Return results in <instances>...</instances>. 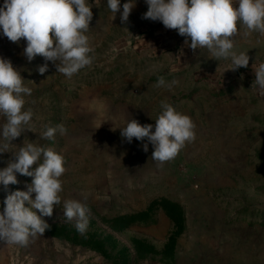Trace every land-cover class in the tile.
<instances>
[{"label": "rangeland", "instance_id": "374dc122", "mask_svg": "<svg viewBox=\"0 0 264 264\" xmlns=\"http://www.w3.org/2000/svg\"><path fill=\"white\" fill-rule=\"evenodd\" d=\"M89 3L92 63L71 80L42 56L29 62L23 38L0 36V57L31 89L25 108L33 112L31 128L0 153V168L15 162L24 141L52 148L65 167L61 203L42 217L49 228L24 245L0 242V249L15 261L33 250L40 264H264V96L252 69L264 62V34L234 35V50L246 52L249 65L228 81L230 61L143 19L144 0H135L123 23L107 0ZM45 63L48 71L38 74ZM172 80L179 83L169 90ZM162 101L191 119L194 138L161 164L151 159V144L143 151L146 138L128 143L119 128L129 119L154 126ZM58 124L63 135L41 138L45 126ZM17 180L0 186V210L7 194L31 183L19 174ZM67 199L88 208L83 234L64 218Z\"/></svg>", "mask_w": 264, "mask_h": 264}, {"label": "clouds", "instance_id": "9594fccd", "mask_svg": "<svg viewBox=\"0 0 264 264\" xmlns=\"http://www.w3.org/2000/svg\"><path fill=\"white\" fill-rule=\"evenodd\" d=\"M147 11L143 19L159 21L166 29H175L185 38V44L195 50L207 49L216 61H230L229 70L247 68L249 56L234 50L233 37L239 29L264 34V0H144ZM96 4L100 0H95ZM135 4L128 0H107V9L120 13L121 22H126ZM238 4V7H233ZM89 0H3L0 3V36L11 42L23 38L24 56L31 62L37 55L52 62L57 73L71 80L81 69L91 65L92 49L86 33L93 18ZM122 9V10H121ZM239 26V27H238ZM51 33V35H50ZM190 41V42H189ZM255 75L253 85L259 95L264 96V62L252 65ZM48 64L38 66L37 72L44 75ZM172 80L169 90L178 85ZM165 85L163 79L157 86ZM252 85V87H253ZM31 89L24 85L10 60L0 57V153L6 151L8 143L31 128L33 112L25 108V97ZM155 125H141L129 119L120 129V135L128 143L147 140L142 144L148 151L151 144V159L161 164L173 159L179 150L194 138L191 119L162 101ZM63 135V125L47 127L41 134L43 139H53L56 133ZM33 165L36 167L33 168ZM65 172L63 157L52 148L33 142H25L16 152L15 162L0 168V186L18 183L17 174L30 177L27 190H16L7 194L0 210V242L24 245L30 237L43 234L49 225L42 217H51L54 206L61 203L60 177ZM34 195V199L32 198ZM25 202L30 204L25 207ZM66 221H75V229L83 234L88 226V208L75 199L63 201ZM33 209L37 211H33Z\"/></svg>", "mask_w": 264, "mask_h": 264}, {"label": "crops", "instance_id": "0c3cea01", "mask_svg": "<svg viewBox=\"0 0 264 264\" xmlns=\"http://www.w3.org/2000/svg\"><path fill=\"white\" fill-rule=\"evenodd\" d=\"M3 0H0V3H2ZM233 7H238V4H234ZM31 252V251H30ZM33 255L32 256H24L18 261H15L13 259V256L9 255L7 258L6 250L4 251V247L0 249V264H40L43 261V258L32 250Z\"/></svg>", "mask_w": 264, "mask_h": 264}, {"label": "water", "instance_id": "95a60500", "mask_svg": "<svg viewBox=\"0 0 264 264\" xmlns=\"http://www.w3.org/2000/svg\"><path fill=\"white\" fill-rule=\"evenodd\" d=\"M228 81H233L235 79H237L239 77V72L238 69L237 70H230V72H228L226 74Z\"/></svg>", "mask_w": 264, "mask_h": 264}]
</instances>
